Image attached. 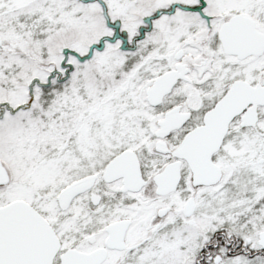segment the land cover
<instances>
[{"label":"snow or ice","instance_id":"1","mask_svg":"<svg viewBox=\"0 0 264 264\" xmlns=\"http://www.w3.org/2000/svg\"><path fill=\"white\" fill-rule=\"evenodd\" d=\"M0 264H264V0H0Z\"/></svg>","mask_w":264,"mask_h":264}]
</instances>
